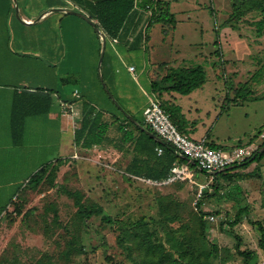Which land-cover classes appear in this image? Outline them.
I'll return each instance as SVG.
<instances>
[{"label":"rangeland","instance_id":"obj_1","mask_svg":"<svg viewBox=\"0 0 264 264\" xmlns=\"http://www.w3.org/2000/svg\"><path fill=\"white\" fill-rule=\"evenodd\" d=\"M163 1L169 3L174 23L156 21L149 25L152 11L146 10L144 5L150 3L148 0H137V5L127 17L122 31L141 33L142 38L150 33L151 40L143 44L144 39H136L138 44L142 41V52L133 49L126 54L127 59L139 68L143 67L145 70L146 67V71L150 65L142 59L147 53L153 59L155 52L160 53L159 56L164 55L165 60H168L170 69L167 71L188 64L202 66L209 80L215 78L221 84V97L217 98V102L221 100L222 105L229 96L235 102L232 114L249 113L246 122L239 123L233 118L238 124L235 132L238 131L241 135L243 132L247 133L240 137L243 141L249 138L256 145L260 144L262 140L258 137V132L264 123V25L259 31L258 23L264 18V14L255 12L239 22L232 21L225 25L231 13L229 0ZM135 15L138 22H135ZM82 26L85 30L88 25L83 23ZM81 28L78 29L79 33L84 31ZM222 33L227 38L221 46L222 56L212 55L207 58L208 53L220 49L214 41ZM119 35L123 37L120 33ZM55 42L59 41L55 40L54 44ZM31 55L41 60L40 56ZM182 58H185V62ZM153 67L158 68L156 65ZM31 68L32 81L37 64L31 63ZM121 83L132 93V101L137 109L144 100L139 91L143 89L142 82L137 79L132 81L124 75ZM227 91L230 94L226 96ZM118 103L125 107L122 102ZM190 105H196L194 100ZM135 114L139 118L138 113ZM174 115H177L176 111ZM247 124L249 131H243L247 130ZM53 142L47 145L46 153L35 152V156V149L31 150L29 161L25 162L26 167H15V182H0V258L4 255L14 256L18 264H35L38 259L49 255L54 261H59L66 242L77 234L79 227L85 253L73 257L72 264H135L125 258V252L117 245L118 231L115 225H105L97 216H91L86 223L75 219L77 207L72 193L81 195L87 203L95 202L100 205L110 217L127 220L143 215L154 216L157 211V198L164 196H171L179 201L182 214L186 216L197 211L196 202L200 196L198 185L207 184L203 190H209L211 180L203 175L198 180L195 176V183H182L180 187L148 185L141 179L128 183L123 173L118 170L120 167L114 169L102 165L108 161L107 158L98 157V152H94L89 156L98 162H93L84 159L85 155L80 151L77 158H69L68 162L60 166L53 187L41 192L26 189L22 198L17 200L22 207V213H14V205L8 204L12 197L18 195L29 175L42 165L59 159L54 152ZM229 143L236 142L232 140ZM30 146L35 148V144L30 143ZM261 166V163L249 166V172L260 177L246 181L249 192H240L235 186L224 187L223 195L210 197L202 204L203 212L207 213L204 217L207 223L206 241L217 247L211 264H244L245 259L238 253V246L240 251L252 252L248 264H264V251L258 245L261 234L257 225L253 224L260 222L264 227V171H260ZM242 208H245L242 220L231 228L229 222L234 220L235 213ZM216 211L219 212V217L216 222L210 223L207 216ZM226 214L225 220L223 216ZM173 226L177 227L178 224Z\"/></svg>","mask_w":264,"mask_h":264},{"label":"crops","instance_id":"obj_2","mask_svg":"<svg viewBox=\"0 0 264 264\" xmlns=\"http://www.w3.org/2000/svg\"><path fill=\"white\" fill-rule=\"evenodd\" d=\"M16 2L20 16L26 20H34L42 12L51 8L80 11L89 18L84 10L66 0H16ZM134 17L135 22H138V17L136 15ZM17 22L13 0H0V182H15V167H26L25 162L29 161L32 149H35L34 153L39 151L46 153L47 145L53 141L54 152L60 159L77 158V154L82 151V155H85L84 159L98 162L89 156L98 152V157L103 156V158L108 159L102 165L114 169L120 167L118 170L124 173L125 166L131 159V146L121 142L122 134L118 131L117 123L112 121L111 116L104 115L102 120L109 124L104 145L101 147L94 146L85 151L80 150L74 144V132L81 117L73 119L69 115L65 116L60 109L61 102L73 104L74 108L82 114L81 104L84 100H89L91 103L102 104L112 110L109 102H105L107 99L105 100L106 97L101 89L99 77L101 65L98 67L101 40L98 33L84 19L66 12L44 15L32 25H25L20 21V24H17ZM92 22L95 23V21ZM83 23L88 25L85 26V30L82 26ZM79 28L84 31L80 29L81 32L79 33ZM120 34L123 37L118 35L114 38L116 42H112L113 39H108L103 64L104 81L115 101L118 100L117 103L122 102L125 105V107H121L118 103L124 116L138 124L141 122L145 124L143 110L151 100L148 89L153 80L161 78L168 72L167 69H170L168 68V60H165L164 55L159 56L160 53L158 52L153 54V59L151 54L147 53L142 60L150 65L149 70L146 71V67L145 70L143 67L139 68L130 63L126 54L133 49L142 52V45L151 40L150 33L144 35L143 38L141 33L129 30H121ZM136 39H144L145 42L142 44L141 41V44H138ZM226 39L225 34H219L217 40L220 53L216 55L210 52L206 57L211 58L212 55L221 57V46ZM55 40L59 42L54 44ZM31 54L40 56L41 60H37L38 57L35 58ZM184 59L182 58L183 62H185ZM31 63L37 64L32 81L31 70L33 68H31ZM155 65L158 67L157 69L153 67ZM129 66L134 67V73L128 71ZM188 66L191 64L182 67ZM138 69L140 70L138 71ZM124 75L132 81L137 79L142 82L143 89L139 91L144 100L137 109L132 101V93L121 83ZM220 86L221 84L217 79L209 80L207 77L200 88L188 95H181L176 92L164 93L162 99L178 109L175 117L177 124L183 133L191 139L205 138L208 144L216 145L217 148L229 152L243 149L245 150L243 156L248 157L249 153L255 151L262 141L256 145L249 138L246 141L241 140L240 137L247 133L243 132L241 135L242 133L235 132V127L238 124L233 118H236L239 123L246 122L249 113L232 114L235 102L234 99L227 96L230 91L226 92L227 97L224 104L221 105V100L217 102V98L221 97ZM38 89L54 91L47 111L44 102L41 105L39 103L36 106L32 105L35 98L29 93ZM74 90L79 92V99L72 96ZM82 97L85 99L83 100ZM192 100L196 105H190ZM237 106L244 107V105ZM246 109L248 108L246 107ZM35 111L37 114H31ZM114 113L119 121H122L121 115ZM135 113H138L139 118L136 117ZM133 121L132 123L136 125ZM73 123H75V127H73ZM243 125L245 126V124ZM141 126L145 128L143 125ZM263 126L264 123L260 128L262 129ZM246 128L247 130L243 131H249V124ZM125 130H128L133 137L137 136V132L133 128H126ZM263 133L258 134L261 140ZM232 140H235L236 143H229ZM30 143L35 144V148H31ZM220 144L222 146H219ZM263 160L264 158L258 163H252L256 166L261 163V172L264 171ZM234 172L249 174V165L246 168L236 169ZM202 175L205 176L204 174H197L196 179H201ZM248 180L249 178L236 181L231 186H235L240 192H249V186L246 184Z\"/></svg>","mask_w":264,"mask_h":264},{"label":"trees","instance_id":"obj_3","mask_svg":"<svg viewBox=\"0 0 264 264\" xmlns=\"http://www.w3.org/2000/svg\"><path fill=\"white\" fill-rule=\"evenodd\" d=\"M75 4L81 10H84L89 19L95 21V26L104 34L106 38V47L101 63V75L104 81L103 64L106 55V48L108 39L116 38L129 14L135 9L137 0H66ZM150 4H145L146 10L151 9V17L149 25L153 22L160 21L164 23L173 22V14L169 11V3L163 0H148ZM231 13L225 25L232 21L239 22L249 14L260 12L264 14V0H229ZM174 23V22H173ZM264 25V18L258 23L262 29ZM93 32L94 29H93ZM218 45V40L214 41ZM220 49H216L214 54L218 55ZM207 74L205 69L200 65H191L188 67H180L168 71L161 78L155 79L151 82L148 89V95L155 100L160 107L169 115L172 123L177 127L178 131L183 133L179 128L176 115L178 109L172 104L167 103L162 99L164 93L176 92L181 95H188L195 89L200 88L206 81ZM105 82V81H104ZM105 85L109 90L106 82ZM103 94L105 95L112 110L104 107L102 104L91 103L85 101L81 104V119L78 127L74 132V144L80 150H90L94 146L101 147L105 142V134L109 124L103 122L104 115L111 116L114 123H117V129L121 132V142L127 146H131V159L125 166L123 177L129 183L134 179L150 180L153 182H161L165 180L169 174L171 166L174 162L183 164L186 159L177 155L174 150L161 140L156 141L140 130L132 121L125 117L121 110L116 107L114 102L108 97L104 88L101 86ZM110 91V90H109ZM54 93L51 89L35 90L29 93L35 98L32 105H41L44 102L46 111L51 104V96ZM40 98V99H39ZM117 101V100H116ZM175 109V110H174ZM119 113L123 118H119L114 113ZM95 113V114H94ZM37 114V111L31 112ZM94 114V116H93ZM146 130L150 131L149 127L143 122L140 123ZM126 128H133L137 132V136L133 137ZM264 126L258 132L262 134ZM184 134V133H183ZM264 135V133H263ZM210 147L217 148L216 145ZM264 146V136L260 146L245 160L236 163L229 168L216 172L214 175H209L207 172L199 170L195 164H189L194 175L204 174L207 178H211L209 190H202L197 202L196 212H192L183 216L181 211V204L171 196H164L157 198V211L154 216H140L136 219L123 220L117 217H110L105 214L103 208L95 202L87 203L84 198L76 194L74 195V203L77 207L75 219L80 223H86V220L91 216L99 217L101 223L113 227H117V245L125 252V258L135 264H211V259L217 253V247L209 244L206 241L207 223L204 220L205 212L202 210V204L210 197H219L223 195L224 187H229L233 183L244 179L260 178L258 174H240L235 173L236 169L246 168L252 163H258L264 158V151L260 149ZM161 147L162 153L157 154L156 148ZM219 147V146H218ZM129 151V150H126ZM68 159H56L52 163L42 165L37 169L28 180L20 187L18 195L8 206H13V212L20 215L22 212L21 205L17 202L22 198L26 189L31 191L45 190L55 185L57 172ZM146 183L145 181H143ZM182 183L186 182H172L168 184H161L164 186L176 185L180 187ZM148 184V183H146ZM152 185V184H148ZM245 208L238 209L235 213L234 220L229 222L230 227H234L242 220ZM7 211H5L6 213ZM26 213V212H25ZM23 213V214H25ZM214 212L213 214H218ZM227 219V215L225 217ZM1 219V217H0ZM225 219V220H226ZM178 224L174 227L173 224ZM257 225L261 234L258 242L259 248L264 251V227L260 222H254ZM76 235L67 241L64 249L61 251L58 260L54 261L49 255L38 259L35 264H72V258L85 253L83 245L80 240V230L78 227ZM238 253L245 259L244 264H248L251 260L252 252L240 251L237 247ZM0 264H18L17 258L14 256H6L0 258Z\"/></svg>","mask_w":264,"mask_h":264},{"label":"built area","instance_id":"obj_4","mask_svg":"<svg viewBox=\"0 0 264 264\" xmlns=\"http://www.w3.org/2000/svg\"><path fill=\"white\" fill-rule=\"evenodd\" d=\"M112 42H116L115 39ZM128 71L134 73V67L129 66ZM75 99L80 98L77 90L72 92ZM61 113L65 116H71L73 119L80 118L81 114L76 110L73 104L60 103ZM143 118L145 124L149 127L152 133L159 137V139L169 145L177 155L184 157L186 163L180 164L174 162L171 166L167 178L161 182H153L150 180H143L148 184H168L172 182H187L195 183L194 173L189 164H195L199 170L207 173L218 172L231 167L236 163H240L248 158L254 151L249 153L248 157L243 156L245 150L239 149L235 152H229L221 148H212L207 143L205 138L200 140H193L188 135L178 131L177 127L172 123L169 115L160 107V105L153 99L149 100L148 105L143 110ZM73 123V127H75ZM264 135H262L263 137ZM157 154L162 153V148H156ZM199 193L208 185H198ZM219 214V213H218ZM218 214L208 215L207 218L210 223L216 222L219 217ZM222 217V215H220ZM224 218L226 217L223 216ZM226 219V218H225Z\"/></svg>","mask_w":264,"mask_h":264},{"label":"water","instance_id":"obj_5","mask_svg":"<svg viewBox=\"0 0 264 264\" xmlns=\"http://www.w3.org/2000/svg\"><path fill=\"white\" fill-rule=\"evenodd\" d=\"M13 4H14V11H15V16L17 18L18 21H20L22 24L25 25H32L37 23L44 15L47 14H51L54 12H66L68 14H73V15H77L80 18L84 19L87 23H89L94 29L95 31L98 33L100 40H101V48H100V53H99V58H98V67H100L102 59H103V55H104V50H105V45H106V38L104 36L103 33L100 32V30L95 26V23H93L84 13L80 12V11H75V10H71V9H57V8H51L48 9L44 12H42L36 19L34 20H29L26 21L25 19H23L20 14H19V8H18V4L16 2V0H13ZM99 77H100V81H101V85L104 88L105 92L107 93L108 97L114 102V104L119 108V104L115 101V99L113 98L112 94L109 92V90L107 89L104 81L101 78L100 72H99ZM132 120V119H131ZM133 121V120H132ZM134 122V121H133ZM141 130H143L146 134H148L151 138H153L156 141H160L159 137L156 136L154 133L146 130L145 128H143L140 124L134 122ZM260 151H264V146L261 148ZM184 158V157H183ZM216 172H211L208 173L210 175H214Z\"/></svg>","mask_w":264,"mask_h":264},{"label":"bare ground","instance_id":"obj_6","mask_svg":"<svg viewBox=\"0 0 264 264\" xmlns=\"http://www.w3.org/2000/svg\"><path fill=\"white\" fill-rule=\"evenodd\" d=\"M26 20V19H25ZM26 21H29V20H26Z\"/></svg>","mask_w":264,"mask_h":264}]
</instances>
